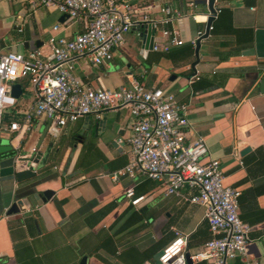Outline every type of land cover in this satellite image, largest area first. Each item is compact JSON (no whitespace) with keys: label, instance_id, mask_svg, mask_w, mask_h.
<instances>
[{"label":"crops","instance_id":"crops-1","mask_svg":"<svg viewBox=\"0 0 264 264\" xmlns=\"http://www.w3.org/2000/svg\"><path fill=\"white\" fill-rule=\"evenodd\" d=\"M129 1L146 8L151 18L160 17L159 6L181 10L182 17L171 27L184 43L171 49L188 47L193 56L175 64L166 59L148 65L146 59L154 52H145L144 36L132 32L108 65L95 68L80 59L75 74L89 87L109 89L134 77L149 89H166L187 106V139L202 138L208 151L203 161L218 160L224 185L240 191L239 217L250 228L247 255L264 264V0H215L218 14L208 38L200 40L195 68L191 41L206 30L210 15L206 0ZM29 14L23 0H0L4 52L26 54L37 44L45 49L51 35L71 38L83 28L80 22L59 23L60 14L39 9L32 14L43 29L39 33L31 29L30 36L14 41L13 33L24 35ZM56 24L61 26L53 32ZM138 49L141 62L134 55ZM121 62L126 67L116 70ZM33 103L31 95L24 110ZM24 110L16 122L22 123ZM105 114V132L101 128L95 134L92 128L86 133L82 118L56 138L50 137L49 122L42 118L33 120L28 131L11 133L4 123L1 132L12 151L23 155L36 147L34 160L39 154L42 159L35 177L0 183V264H81L83 258L86 264H156L155 257L173 240L174 230L187 236L189 253L211 239L203 206L166 196L163 187L142 175L112 178L131 159L133 119L127 109L105 112L99 119ZM67 158L71 161L63 176ZM129 189L134 198H144L137 206L126 197ZM46 191L53 196L43 202ZM19 202L18 212L7 215Z\"/></svg>","mask_w":264,"mask_h":264},{"label":"built area","instance_id":"built-area-1","mask_svg":"<svg viewBox=\"0 0 264 264\" xmlns=\"http://www.w3.org/2000/svg\"><path fill=\"white\" fill-rule=\"evenodd\" d=\"M23 2L29 13L39 9L55 11L65 17L64 22H80L83 28L71 38L53 34L47 39L45 49L33 48L26 54L4 52L0 44V132L4 129L3 116L18 101L11 95V87L19 84L23 95L22 80H28L31 85L34 103L22 112L20 125L13 122L8 126L11 133L23 128L28 131L33 120L42 118L49 122L50 137L56 138L61 130L79 119L90 116L99 119L108 111L129 110L133 119L128 139L131 159L112 178L118 180L126 174L134 179L142 175L163 187L166 196L203 206L211 234L200 250L189 253L187 236L174 230V238L161 250L158 264H187V253L192 263L230 264L239 260V264H261L247 255L250 228L239 217L240 191L224 185L218 160L203 161L208 151L202 138L187 139V106L179 104L166 89H149L134 77H128L116 89H109L89 87L75 74V62L80 59L95 68L108 65L114 53L124 48L126 36L141 33L144 28L153 33L154 53H167L182 46L183 40L171 27L182 17V11L159 6L160 17L151 18L146 8L137 7L129 0ZM17 20L22 17L18 16ZM60 26L54 25L53 32ZM202 35L191 41L193 46ZM37 151L33 147L29 154L18 152L15 170L31 166ZM126 197L131 199L132 206L144 199L134 198L132 189L127 190Z\"/></svg>","mask_w":264,"mask_h":264},{"label":"water","instance_id":"water-1","mask_svg":"<svg viewBox=\"0 0 264 264\" xmlns=\"http://www.w3.org/2000/svg\"><path fill=\"white\" fill-rule=\"evenodd\" d=\"M214 3L215 0H206V8L208 9L210 15L207 19L206 22V30L204 32V34L202 35L201 38H199L196 43H195V50H194V56H195V62H193L191 64L192 68H195V66L198 64L199 62V48H200V40L202 39H206L209 36L210 33V28L212 27V23L215 20L216 17V13L217 10L214 8ZM65 17L61 16L59 19V23H63L64 22ZM140 36L145 38L144 40V45H143V49L145 52L151 50L152 47V36L153 33L150 29L148 28H144L142 29ZM40 44H37V47ZM263 85V82H261V86ZM11 95L15 98V99H19L21 96V86L19 84H14L11 87ZM84 127H83V131H85L86 133H88L92 128L95 132V134L98 132L99 129L103 128V132L106 131V126H107V117L106 114L102 116L101 119H99L97 122H93L90 117H86L85 118V122H84ZM113 145L115 146L116 143H113ZM75 150V146L72 147V155L73 152ZM250 149L247 148L244 150V152L249 151ZM20 153V151H18ZM17 150L12 151L11 146L8 145V143L5 142V138L1 135L0 132V183H5L8 181H16V182H22L25 180H28L30 178L35 177L36 173H35V168L38 166L39 162L42 159V154H39L36 159L34 160L33 164L31 166H29L27 169H22V170H15V156L18 153ZM71 159L67 158V162L65 164V167L63 169V176H66V172L67 169L69 167ZM124 177H126V175H124ZM43 199L42 201H46L49 200L52 196H53V192L52 191H46L43 194ZM21 204V202L19 203H14L11 208L8 210L7 215H11V214H15L18 212L19 208L18 206ZM161 255V253L159 252L157 254V256L155 257V262L156 264H158V258ZM186 261L187 264H191L192 262L189 260V254H186ZM81 264H86V258H83V260L81 261Z\"/></svg>","mask_w":264,"mask_h":264},{"label":"trees","instance_id":"trees-1","mask_svg":"<svg viewBox=\"0 0 264 264\" xmlns=\"http://www.w3.org/2000/svg\"><path fill=\"white\" fill-rule=\"evenodd\" d=\"M192 56H193V50H190L188 47H180L176 49H171L167 53H153V55L149 57L148 59H146V61H147V64L150 65V64H158L162 60L167 59L175 64L177 62L188 60ZM23 83L27 85L28 80H22L21 81L22 86H23ZM24 104H26V102L22 103L21 100L19 99L16 103V106L12 108L11 110H9V112L3 116V123H7L8 125H10L11 123L16 122L17 121L16 119H19L18 112H20L21 110H24ZM20 123L21 122H19L18 124L20 125Z\"/></svg>","mask_w":264,"mask_h":264},{"label":"rangeland","instance_id":"rangeland-1","mask_svg":"<svg viewBox=\"0 0 264 264\" xmlns=\"http://www.w3.org/2000/svg\"><path fill=\"white\" fill-rule=\"evenodd\" d=\"M29 15L31 16L32 19L31 18H27V17H30V16H27L26 17L27 18L26 21H27L28 24L26 26H24L25 27L24 28V30H25L24 35L17 34L16 32L13 33L12 35H13L14 41H21L26 36H30L29 34H30L31 29H33V31H35L37 33H39V31H41L43 29V24H40L38 22V18L37 17H33L34 15L32 13L29 14ZM40 37H41V35H40ZM42 39L44 40L45 37L42 36ZM133 39H134V43H136V41H137L136 35H133ZM134 55H135V58L136 59H139L140 62L142 61V59L140 57V51H139V49H138V51H135V54ZM143 64L145 65V63H143ZM119 65L120 66H118L116 68V70H119L120 67H123V68L126 67V63L125 62H121V64H119ZM23 88H24V91H23L24 94L20 98V100H21L22 103L23 102H27L31 98V95H32L31 94V85H29V84L28 85H25L23 83ZM1 135L4 137L5 136V133L4 132H1ZM5 142L8 143V139H5Z\"/></svg>","mask_w":264,"mask_h":264}]
</instances>
